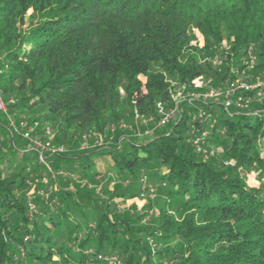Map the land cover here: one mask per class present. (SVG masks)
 I'll return each instance as SVG.
<instances>
[{
  "label": "trees",
  "instance_id": "obj_1",
  "mask_svg": "<svg viewBox=\"0 0 264 264\" xmlns=\"http://www.w3.org/2000/svg\"><path fill=\"white\" fill-rule=\"evenodd\" d=\"M195 30L209 47L191 44ZM200 77L255 88L242 110L182 101L144 141L80 148L86 134L145 130L158 102L205 91ZM256 92L264 0H0V264H264ZM10 120L68 150L41 162ZM142 192L144 209L125 206Z\"/></svg>",
  "mask_w": 264,
  "mask_h": 264
},
{
  "label": "built area",
  "instance_id": "obj_2",
  "mask_svg": "<svg viewBox=\"0 0 264 264\" xmlns=\"http://www.w3.org/2000/svg\"><path fill=\"white\" fill-rule=\"evenodd\" d=\"M252 90V85L246 84L240 79H234L232 81H229L225 88H208L202 92L190 93H192V99L197 102L219 101L228 111L232 108L237 110L246 108L250 102L247 94H249V92ZM177 109V105H174L171 108H166L164 107L163 103L158 102L156 104V110L159 117L156 126H163L170 119H172ZM5 110L6 108L0 95V111ZM195 116L200 119L208 118L210 116V113L205 111L203 108H198ZM10 126L14 129L15 132L20 133L25 139H28L29 144L32 146V149L37 153L39 160L43 163H45V158L47 155H59L66 151V147L64 145L54 142V133L47 127L44 131L45 137L40 138L38 136L32 135L33 131L36 129V123L27 125L25 122H21L17 127L16 124L12 120H10ZM204 134L205 133H203V135ZM197 142L198 139H195L194 144L196 146H198ZM47 168L51 173L52 178H54V173L52 172L51 168L49 166H47ZM58 172L60 173V171ZM140 196H144V192H142ZM98 258H101V256L99 255Z\"/></svg>",
  "mask_w": 264,
  "mask_h": 264
},
{
  "label": "rangeland",
  "instance_id": "obj_3",
  "mask_svg": "<svg viewBox=\"0 0 264 264\" xmlns=\"http://www.w3.org/2000/svg\"><path fill=\"white\" fill-rule=\"evenodd\" d=\"M191 44L194 45V46H196V47L203 48L207 44V42L205 41V38L202 36V34L200 32H198L197 30H195V38L191 42ZM209 46L210 45L207 44V47H209ZM223 48H225V47H223ZM220 49H222V48H220ZM208 60H211V59L209 58ZM215 60L216 59H214L213 61H215ZM142 80L145 81L144 78H142ZM244 80H242V81L245 82ZM257 84L261 85V83H260L259 80H258V83ZM194 85H195V88H203V89L216 88V87H211L210 86V83H209V79H205L204 77H200V78L196 79L194 81ZM249 85H252L253 89L255 88V85H253V84H249ZM143 90H145V89L143 88ZM173 97H174L175 105H177V107H178V105L181 104L182 101L183 102L185 101L186 105H189V106H195V104L197 102V101H195V100L192 99V93H190V92H188L186 94H183L182 92H178V93H175L174 92ZM255 97L262 99L264 97V93L262 94L260 92H256L255 93ZM201 103H204L205 105L208 104L209 106H212L216 102H213V101L212 102L211 101H204V102H201ZM157 121H158V119L155 118V117H150L149 120H146L145 118L142 117L141 118V122L145 126V130H142L141 128H139L137 126L136 129L135 128L131 129L130 132L132 133V135H128V133L125 132V133H122V134H116V137H114L113 135H111L112 136V139L106 138L104 136H100L99 133H98V131L97 132H94L93 134H91V133L90 134H86V135H84L85 138L83 139V142L81 143L80 148L85 151L86 149L90 150V149H93L92 147L99 146L100 145V147L103 148V151H106V149H107L106 146H108L109 143L112 142V145H113L114 144L113 142L118 141V140H120L123 137L133 138V139H135L136 142L144 141V140L148 139L149 137H151V132H149V131H153L154 127L156 126ZM120 122L122 123V121H120ZM125 126H127V124H125V125L124 124H121V126H119V127H120V129H125L124 128ZM116 127H118V125H114L112 127L113 131H115ZM21 137H23V136L21 135ZM93 138H94V142L93 143H89V141L92 140ZM87 139H89V141ZM262 144H263L262 141H259V140L256 141V145H257V148L259 150H261V145ZM28 149H30V150L33 151L31 145L29 146ZM67 150H68V147H66V151ZM13 152L15 153L14 150H13ZM18 154H19V157H20V155L23 154V153L18 152ZM66 155H71V154L68 152ZM101 157L108 158V156L106 154L102 155L101 153H97V155L94 156L92 159L98 160ZM6 163L7 162L5 161L4 164H6ZM14 163H16V162H13V164ZM60 173L63 176H66V174L69 175L68 172H65L62 169H60ZM248 182L250 184H254V185L256 184V182L254 181V177H253L252 174L249 175ZM30 187L31 188H34V184H32ZM109 187H110V189H112V184ZM33 192H34V189L31 190L30 194H32ZM149 197L153 198V195H149ZM147 198L148 197H146V195L139 196V197L133 196V197L127 198L125 200V206L128 207V206H130L132 204H135L140 210H142V209H144L146 207V200H147ZM119 200H120V198H117L116 197V201H119Z\"/></svg>",
  "mask_w": 264,
  "mask_h": 264
}]
</instances>
